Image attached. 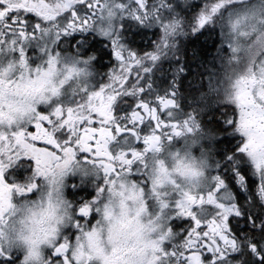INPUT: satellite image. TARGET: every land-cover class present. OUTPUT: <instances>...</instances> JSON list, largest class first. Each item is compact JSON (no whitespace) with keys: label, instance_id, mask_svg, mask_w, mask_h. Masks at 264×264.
Masks as SVG:
<instances>
[{"label":"snow or ice","instance_id":"snow-or-ice-1","mask_svg":"<svg viewBox=\"0 0 264 264\" xmlns=\"http://www.w3.org/2000/svg\"><path fill=\"white\" fill-rule=\"evenodd\" d=\"M0 264H264V0H0Z\"/></svg>","mask_w":264,"mask_h":264},{"label":"flooded vegetation","instance_id":"flooded-vegetation-1","mask_svg":"<svg viewBox=\"0 0 264 264\" xmlns=\"http://www.w3.org/2000/svg\"><path fill=\"white\" fill-rule=\"evenodd\" d=\"M154 29H155V25H153L152 27H149L148 31H147V36L143 39L141 37H136L135 38L136 42L133 44V43H131V41L133 40L132 33L137 30L136 25L133 24L132 28L124 33V36H123L124 42L126 44H128L130 47H132L134 50L139 51L142 46H146L150 42L155 41L156 38L152 35V32L154 31ZM201 39H203V38H201ZM209 43H210V41H209ZM107 50L111 51L110 45L108 46ZM144 50H149V49L145 48ZM167 58L168 59H174V57H172L171 54H169V56ZM104 63L105 64L109 63L108 57H105ZM165 67H167V65H165ZM99 70L102 74L107 71V69H104V68H101ZM186 103L191 106V108H189L188 110H192L196 107L195 98L193 95L188 96Z\"/></svg>","mask_w":264,"mask_h":264}]
</instances>
